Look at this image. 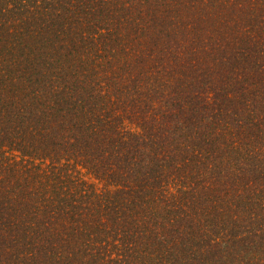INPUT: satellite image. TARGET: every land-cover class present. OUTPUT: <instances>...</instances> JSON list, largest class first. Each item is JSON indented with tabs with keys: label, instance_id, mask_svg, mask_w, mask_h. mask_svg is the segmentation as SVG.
Instances as JSON below:
<instances>
[{
	"label": "trees",
	"instance_id": "trees-1",
	"mask_svg": "<svg viewBox=\"0 0 264 264\" xmlns=\"http://www.w3.org/2000/svg\"><path fill=\"white\" fill-rule=\"evenodd\" d=\"M0 264H264V0H0Z\"/></svg>",
	"mask_w": 264,
	"mask_h": 264
}]
</instances>
